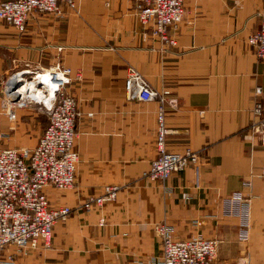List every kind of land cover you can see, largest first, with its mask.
<instances>
[{
  "label": "crops",
  "instance_id": "0c3cea01",
  "mask_svg": "<svg viewBox=\"0 0 264 264\" xmlns=\"http://www.w3.org/2000/svg\"><path fill=\"white\" fill-rule=\"evenodd\" d=\"M184 7L171 30L175 47L139 24L132 0H77V9L63 8L61 16L32 14L23 33L0 21V150L34 148L48 124L47 118L41 131L32 129L34 109L46 113L42 104L17 110L11 121L3 83L23 71L67 68L71 82L63 90L80 112L75 183L44 193L52 208H75L106 185L121 187L116 201L72 213L54 226L50 248L15 255L14 264H155L159 223L171 226L177 241L217 239L216 264H264V177L250 176L264 166V146L250 131L254 104L264 112V60L247 44L259 30L264 0H185ZM130 68L176 102L165 116L167 151L199 156L196 169L174 172L164 184L141 178L157 156V104L128 100ZM22 88L23 97L42 101ZM47 88L49 105L55 90ZM240 192L252 198L245 242L239 218L221 213L222 199Z\"/></svg>",
  "mask_w": 264,
  "mask_h": 264
},
{
  "label": "built area",
  "instance_id": "2783aa9c",
  "mask_svg": "<svg viewBox=\"0 0 264 264\" xmlns=\"http://www.w3.org/2000/svg\"><path fill=\"white\" fill-rule=\"evenodd\" d=\"M136 18L141 26L151 27V34L167 46L175 47L176 40L171 30L184 18L185 0H132ZM74 11L77 0H4L0 2V21L16 29L19 33L26 30L27 21L32 14L62 15V9ZM247 44L255 57L264 60V16L259 30L249 36ZM39 74L48 75V81L55 84L53 103L49 104V92L46 82L40 80L36 88L43 93L42 104L48 112V124L38 144L31 149L0 150V264H14V256L32 251L48 249L53 239L54 226L64 222L78 210L90 212L105 204L116 201L121 187L106 185L101 194L80 202L75 208L67 206L52 208L44 188L54 187L69 190L75 183L78 154L74 150L77 136L76 125L80 117L76 99L64 92L71 82V70L56 68L42 71L33 76L29 72L16 73L3 83L2 104L7 117L16 119V111L28 106L27 97L19 94L21 88H15L11 81L16 77L32 80ZM18 76V77H17ZM80 79V74H77ZM128 100L143 103L156 102L157 156L150 162L148 170L141 178L149 182L164 184L172 173L187 168H197L199 156L186 150L184 153H169L166 137L170 133L165 123L169 109L177 107L174 99L168 98V91H157L133 68L128 69L124 80ZM262 89L257 87L254 95L259 96ZM19 96L18 100L15 98ZM253 114L257 121L250 126L253 135L260 138L264 146V112L259 103L254 104ZM251 177H264V166L260 173L252 172ZM251 180H244L242 187L248 189ZM251 196L243 192L234 193L221 201L222 216L238 217L240 220L239 239L247 241L249 236ZM154 233L160 241L161 254L155 264H216L219 241L196 237L177 241L173 229L166 223L154 226ZM14 248V254L8 252Z\"/></svg>",
  "mask_w": 264,
  "mask_h": 264
},
{
  "label": "bare ground",
  "instance_id": "6f19581e",
  "mask_svg": "<svg viewBox=\"0 0 264 264\" xmlns=\"http://www.w3.org/2000/svg\"><path fill=\"white\" fill-rule=\"evenodd\" d=\"M18 77V76H17ZM41 74H39L36 78H34L33 80L32 79H29V82H27V81H24V80H21L22 81V83L23 82H26V84H25V86L22 88V90L20 91V92H24V95H26L27 94V90L29 89V88H31V91H30V93H28L27 95H29L30 96V99H32V100H36V99H38V100H41L42 99V97H43V95H41L40 93H38L37 91V89L36 88H34L35 87V85H36V83H39V80L38 79H41ZM43 79L42 80H46V78H47V80H46V82H47V84H48V86L50 87V88H52V89H54V87H55V84L53 83V82H49L48 81V75H43ZM30 80H32V81H30ZM15 81H20V80H17V78L15 77V79H14V82ZM19 85V84H18ZM51 90V89H50ZM36 91V92H35ZM34 94V95H33ZM34 96V97H33Z\"/></svg>",
  "mask_w": 264,
  "mask_h": 264
},
{
  "label": "rangeland",
  "instance_id": "374dc122",
  "mask_svg": "<svg viewBox=\"0 0 264 264\" xmlns=\"http://www.w3.org/2000/svg\"><path fill=\"white\" fill-rule=\"evenodd\" d=\"M26 79H31V78L29 77V78H26ZM23 85H24L23 83L17 82V83L14 84V87L15 88H22ZM36 102H38V101H36ZM33 104L40 105V103H34V102L31 101V102H28V106L26 107L25 110L33 109ZM34 112L36 113V116H34V118L32 120V124H33L32 129H34V131H36V132H39V131L42 130L43 126L47 122L48 112L46 111L45 114H40L39 111H36V109H34Z\"/></svg>",
  "mask_w": 264,
  "mask_h": 264
},
{
  "label": "water",
  "instance_id": "95a60500",
  "mask_svg": "<svg viewBox=\"0 0 264 264\" xmlns=\"http://www.w3.org/2000/svg\"><path fill=\"white\" fill-rule=\"evenodd\" d=\"M18 98H19V96H17V97L15 98V100H18Z\"/></svg>",
  "mask_w": 264,
  "mask_h": 264
}]
</instances>
